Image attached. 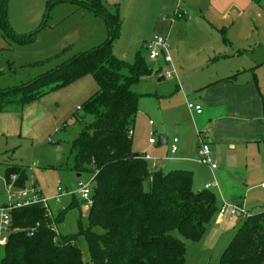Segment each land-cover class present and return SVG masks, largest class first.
<instances>
[{"label": "rangeland", "instance_id": "374dc122", "mask_svg": "<svg viewBox=\"0 0 264 264\" xmlns=\"http://www.w3.org/2000/svg\"><path fill=\"white\" fill-rule=\"evenodd\" d=\"M50 1L52 0H9L8 20L13 30L20 35L35 34V38L31 44L24 47L13 46L15 54L0 55V71H3L0 77V87L23 86L42 74L53 71L73 56L98 47L107 39L105 34L108 36V31L103 19L98 20L100 23L103 20L100 37L99 33L89 36V29L95 31L97 27L95 22L88 19L86 15L89 13L88 10L71 1L49 6ZM149 1L121 0L120 16L124 26L120 38L113 43L112 51L117 58L129 64L134 62L139 50H142L144 56L148 57L146 48H142H144L145 40L155 38V23L162 16L158 9L160 0ZM262 1L264 4V0ZM207 7L206 0L182 1L181 9L186 15L184 18L188 19L174 23L171 36L168 38L170 54L172 53L171 56L175 59L174 66L177 75L165 78L160 65L148 59L151 68L159 72L143 78L131 87L134 93L141 96L139 112L134 125L133 147L142 155L148 153L161 159L158 162V168L163 171H169L170 167H176L178 163L165 161V157H171L168 154L167 145L151 146L150 138L155 134L158 141L159 136H165L160 132L164 130L165 137L171 138L172 141L178 138L180 146H184V149L197 146L198 133L191 126L194 116L190 114L188 104H194L193 101L197 95H200L199 92L202 93L201 96H205L208 87L223 82L221 78L234 77L230 78L238 80L245 88L242 91L247 101V97L252 100L248 102L253 104V112H257V106L256 97L252 94L257 95L261 109L264 110V9L257 7L254 10L255 19L251 17L253 14L250 18H244L229 13L228 21L221 22L213 19L215 18L212 17L214 13L211 10L208 11ZM232 21H235L234 26L231 24ZM253 23L257 24L258 29L254 28ZM260 23L263 24L260 25ZM212 25L216 27L218 25V29ZM223 25L227 26L226 34L219 31V26ZM223 36L228 41L224 40ZM241 36L245 38L238 39ZM237 48L244 51H242V56L235 59H222L213 52L221 50L223 54L229 52L228 55H230L231 52H236ZM63 50L65 52L60 55L59 53ZM177 55H179L178 59H176ZM11 58L15 63L8 64V59ZM28 62H33L34 65L26 64ZM162 77L165 80L159 81ZM219 79L221 81L216 83ZM222 85L232 84L223 82ZM222 89L227 88L224 86ZM226 98L228 97L223 95L216 102L213 108L214 114L223 111L222 105L217 106V104ZM78 114L82 115L83 112L79 111ZM257 118L256 122L260 125L258 124V132L253 135L258 137L261 134V137L248 144L233 142L230 139L229 143L233 142L236 145L233 150L230 149L229 144L218 143L220 144L218 162L221 168L230 167L232 169L233 178L228 182L227 189L229 196L231 197L234 193V195L244 197V205L241 206L245 207L249 215L264 213V189L261 187L264 183V116L261 119ZM196 126L206 131L209 125L208 121L206 124L204 121V125L197 124ZM81 129V125L72 119L65 130L55 134L49 142L37 144V146H32L30 142H22V145L7 149L6 141L0 139V178H2L0 204L9 201L8 187L4 182L5 170L8 166L17 165L23 167L29 175L25 188L38 180V186L42 188L44 196L48 199L55 196L59 185L67 188L69 196L62 198L58 204L53 201L49 203L51 217L59 210L67 208L71 204L72 194L77 193L80 185L90 184L93 180L91 174H84L77 178V174L68 168L72 161V143L79 136ZM195 133L196 140H194ZM238 136L240 133L233 135V137ZM163 163L166 164V168L162 167ZM51 166H55L56 170L49 168ZM195 167L198 173L193 188L195 192H198L199 189H203L205 182H211L214 179L208 166L197 164ZM150 169L157 170L151 165ZM189 169L192 170V168ZM144 188L146 191L150 190L149 180L145 182ZM14 192L16 188L13 189ZM76 197L81 202L82 210L74 208L68 211L64 224L58 229L60 233L75 234L78 232L80 212L83 225L87 226L89 223L87 215L90 204L81 200L78 194ZM217 202L218 204L221 202L219 195ZM244 220L225 219L222 223H217L215 218L200 241H185L187 254L184 264H218L221 254L243 225ZM215 223L220 225L217 226ZM223 230L226 231L225 234ZM14 231L18 230L15 228ZM78 244L84 261L90 263V253L84 238H80ZM2 255L3 248L0 247V259Z\"/></svg>", "mask_w": 264, "mask_h": 264}, {"label": "trees", "instance_id": "16d2710c", "mask_svg": "<svg viewBox=\"0 0 264 264\" xmlns=\"http://www.w3.org/2000/svg\"><path fill=\"white\" fill-rule=\"evenodd\" d=\"M64 1L74 2L103 19L107 39L23 86L0 87V113L13 106L24 107L83 77L96 80L98 92L81 106L83 114L73 117L82 129L72 143L68 166L81 177L93 175L89 223L83 225L80 212L77 233L58 230L69 210L82 208L76 195L53 217L42 205L15 209L12 228L18 231H13L2 247L0 264H184L185 241L203 238L219 210L217 196L206 189L195 192L192 172L151 170L143 155L133 151L141 96L131 87L159 71L151 68L142 50L132 64L114 55L113 43L122 30L118 6L109 9L102 0H52L49 6ZM8 2L0 0V36L12 48L31 44L35 34H17L9 24ZM180 13L176 18L181 17ZM12 175L18 176L16 187H26L29 176L23 167L6 168L5 178L10 180ZM147 180L149 191L144 188ZM80 238L88 245L90 263L84 261ZM218 264H264V213L244 220Z\"/></svg>", "mask_w": 264, "mask_h": 264}, {"label": "crops", "instance_id": "0c3cea01", "mask_svg": "<svg viewBox=\"0 0 264 264\" xmlns=\"http://www.w3.org/2000/svg\"><path fill=\"white\" fill-rule=\"evenodd\" d=\"M102 1L109 9H113L115 6H118L120 13L121 10L120 7L122 5L121 0H102ZM182 1L184 0L159 1L158 9H159V13L162 16L158 18L155 23V36L159 35L169 38V36H171V33L173 31L174 23L176 24L181 20L188 19V18H184L186 15H184L183 10L181 9ZM206 2L208 6L207 7L208 11L211 10L214 13V16L212 17L215 18L213 19H217L221 22L228 21L227 15L229 13L244 18H250L251 14H253L251 17L255 19L254 10L257 7L264 9L263 1H259V0H206ZM86 10L89 11V13H86L88 19L95 22V25L97 27L95 31L89 29L88 35L95 36L96 34L99 33V37H100L103 28V23H102L103 20L100 23V21H98L101 19L99 16H97L93 11L89 9ZM178 10H181L180 18H176V13ZM231 24L232 26H234L235 21H232ZM261 24L263 23H260V25ZM256 25L257 24L253 23L254 28L256 27L258 29V26ZM123 26L124 24L122 22V27ZM212 27L218 29L217 28L218 25L217 27L212 25ZM226 27H227L226 25L219 26L220 29L219 31H221L222 34L224 33L226 34ZM121 34H122V30H121ZM105 36L107 37L106 34ZM243 38L245 37L241 36L238 39L242 40ZM223 39L227 40L225 36H223ZM149 41L151 40H145L144 48L142 49L146 48V44ZM0 51H2L0 55L15 54L13 53L14 48L10 47V45L1 36H0ZM242 51L244 50L237 48L236 52L233 51L231 52L230 55H228L229 52L223 54L221 50H214L213 52L214 54H216V56L222 59L224 58L235 59L242 56ZM171 57L173 59V65H174L175 59L173 58V56ZM178 58L179 55L176 56V59ZM10 62L15 63V61H13L12 58L8 59V64ZM30 63L33 62H28L26 64H30ZM176 75L177 72L175 76ZM230 77L232 76H226L221 79L223 82H227L228 84L231 83L232 85H222L223 82H220L216 85L208 87L205 96H201L202 93L199 92L200 95L199 96L197 95L193 102L194 104L201 105L203 107V112L202 114L198 115L190 110L191 112L190 114L194 116V119L192 117L193 123L191 124V126L194 128L195 132L198 133L199 131H203V130H200V128H198V126L196 125L197 124L204 125V121L205 124L206 121H208L209 126L208 128H206L207 130L210 131L208 142L210 143L211 149L216 157L215 161L219 166L218 170H216L215 172L211 171V169L209 168L214 181L216 180L219 184V188L213 186L210 190L211 191L213 190L212 192L216 194L217 197L219 195V199L221 200L219 205H221L224 201L229 204L244 205V197L242 198L241 196L234 195V193L231 194V197L229 196V192L227 191V189L229 187L228 182L231 181L233 178L232 169L230 167H225L224 169L221 168L218 162V159H220L219 157L220 155L218 154V148H220V144L218 143H222L224 145L229 144L230 149L233 150L236 148V145L233 143L234 141L241 144L243 143L248 144L249 142H252L254 139L261 137V134H259L258 137L253 134L258 132L259 122H256V117L261 119L264 116V110L261 109L260 101L257 95L252 94V96L256 97V106H257V112L256 113L253 112L254 111L253 104L250 103L252 102V100H250V98L247 97L248 101H250L248 102L246 97L243 95L242 89L245 88L242 86L240 82H238V80H232ZM221 79L217 80L216 83L221 81ZM224 86L227 89H222V87ZM98 90H99V86L96 80L92 76H86L63 89H60L55 92H51L48 95L38 99L37 101L25 105L24 107L13 106L8 112L0 113V139L6 141L5 145L7 149L16 145H22V142H30L32 146H37V144L46 143L47 141L49 142L50 139L55 134H59L62 130H65L67 128L68 122L72 120L76 114H78L79 112L78 107H81L87 100H89L93 95H95L98 92ZM223 95H225L228 98H226V100H224L223 102L217 104V106L222 105L221 107H223L222 109L223 111L214 114L213 108L215 107L216 102L220 100ZM160 132L164 133L166 136V132L164 130H160ZM237 133H240V136L233 137V135ZM133 135H134V131H133ZM194 138H195L194 140H196V133L194 134ZM230 139L233 140L232 143H229ZM165 144L167 145L168 154H170L171 157L167 156L164 158V160L172 161V162L174 161L178 163V166L170 167L169 171H165V172H170L173 170L190 171L193 173V184H194V182L197 179L196 176L198 173L197 168L195 166L197 164L201 165L196 160L199 142L197 146L194 145L191 149H184V146L183 147L180 146V140H179L178 151L175 154L171 153L172 139L165 137ZM133 151L137 154H140L137 152L135 147H133ZM180 151L182 152L180 153ZM150 156L152 158V161H149V164L150 163H151L150 165L155 164L156 169H159L158 162H160L161 159H158L152 155ZM162 165L163 168H166V164L163 163ZM53 167L55 166H51V169H54ZM189 168H192V170ZM214 181L205 182L202 190L205 189L206 185L213 183ZM34 184L37 185L38 189L41 191V194L44 196V193L42 192V188L38 186L39 184L38 180L34 182ZM59 186L62 187V185ZM57 188L55 195L57 193ZM64 189L67 191V188ZM202 190L199 189L198 191H202ZM215 224L217 226L220 225L217 223ZM225 233L226 231L223 230V234Z\"/></svg>", "mask_w": 264, "mask_h": 264}, {"label": "built area", "instance_id": "2783aa9c", "mask_svg": "<svg viewBox=\"0 0 264 264\" xmlns=\"http://www.w3.org/2000/svg\"><path fill=\"white\" fill-rule=\"evenodd\" d=\"M178 10L177 12H180ZM177 14V13H176ZM146 50L148 52V59L150 61L157 62L161 65V72L165 78H171L176 74V69L173 65V59L170 54V45L167 37L164 36H155V38L146 44ZM189 110L195 112L196 114H202L203 107L197 104H188ZM78 110H81V107H78ZM153 124V122H151ZM210 131H199L198 132V142L199 146L197 149V162L201 165L208 166L211 171L215 172L218 170L219 166L215 161V155L211 149L210 143L208 142ZM154 137L150 139V144L155 145L157 139ZM179 139L174 138L171 145V153L175 154L178 151ZM144 160L152 161V158L148 154L143 155ZM152 168H156L155 164L151 165ZM18 180L17 175H12L10 180H7L4 177V182L8 187L9 201L8 203L0 204V246L3 247L6 245L9 235L14 231L12 228V211L18 208H23L32 205H42L48 212V215L51 216L50 202L54 201L60 203L62 198L69 195V192L66 191L63 187L57 188L56 195L48 199L41 194V191L38 189L37 185L32 184L27 188H17L15 183ZM2 182V178H0ZM92 182L86 185H80L77 193L80 199L88 202L90 207L92 206ZM219 188L218 182L215 180L213 183H210L205 186L206 190H210L212 187ZM16 188V192L13 193V189ZM264 189V183L262 184ZM89 208V207H88ZM250 215L245 210L244 206L237 204H229L223 202L216 215V222L222 223L225 219L229 221L244 220Z\"/></svg>", "mask_w": 264, "mask_h": 264}, {"label": "water", "instance_id": "95a60500", "mask_svg": "<svg viewBox=\"0 0 264 264\" xmlns=\"http://www.w3.org/2000/svg\"><path fill=\"white\" fill-rule=\"evenodd\" d=\"M165 80V78L164 77H162L161 79H159V81H164ZM165 144V137H163V136H159L158 137V142H157V147H161V146H163ZM78 176V178H80L81 176L80 175H77ZM177 239H178V237H176Z\"/></svg>", "mask_w": 264, "mask_h": 264}]
</instances>
